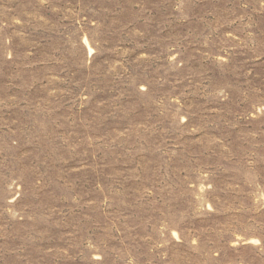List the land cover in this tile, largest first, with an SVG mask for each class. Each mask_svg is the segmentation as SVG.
Returning <instances> with one entry per match:
<instances>
[{"label": "rangeland", "instance_id": "rangeland-1", "mask_svg": "<svg viewBox=\"0 0 264 264\" xmlns=\"http://www.w3.org/2000/svg\"><path fill=\"white\" fill-rule=\"evenodd\" d=\"M0 264H264V0H0Z\"/></svg>", "mask_w": 264, "mask_h": 264}]
</instances>
